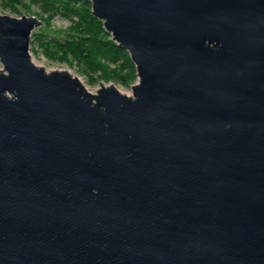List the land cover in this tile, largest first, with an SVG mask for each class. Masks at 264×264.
Returning a JSON list of instances; mask_svg holds the SVG:
<instances>
[{"label": "water", "instance_id": "95a60500", "mask_svg": "<svg viewBox=\"0 0 264 264\" xmlns=\"http://www.w3.org/2000/svg\"><path fill=\"white\" fill-rule=\"evenodd\" d=\"M91 2L133 96L0 13V264H264V0Z\"/></svg>", "mask_w": 264, "mask_h": 264}, {"label": "rangeland", "instance_id": "374dc122", "mask_svg": "<svg viewBox=\"0 0 264 264\" xmlns=\"http://www.w3.org/2000/svg\"><path fill=\"white\" fill-rule=\"evenodd\" d=\"M0 13L13 17L36 16L43 21V24L33 31V38L31 37L30 54L36 65L44 67L47 71L65 70L79 78L86 90L94 94L104 84L107 86L115 85L119 91L133 96L132 88L139 83L134 62V68H131V71L122 68L123 61L112 65L109 70L110 76L104 77L101 73L94 71V68H89V65L83 63V61L60 52V49L54 45L53 40L67 38L69 34L74 32L75 22L66 18L63 14H53L52 17H49L31 0H0ZM105 31L107 30L105 29ZM126 53L129 56L128 58H131L129 52ZM2 68L3 64L0 61V69ZM130 72L134 73L131 77L133 79L127 80Z\"/></svg>", "mask_w": 264, "mask_h": 264}, {"label": "trees", "instance_id": "16d2710c", "mask_svg": "<svg viewBox=\"0 0 264 264\" xmlns=\"http://www.w3.org/2000/svg\"><path fill=\"white\" fill-rule=\"evenodd\" d=\"M31 1L49 17L53 14H63L75 22L74 32L67 38L53 40L60 52L83 61L89 65V68H94V71L101 73L104 77L110 76L111 66L121 61H123V69L131 71V68H134L132 59L128 58L126 53L128 51L113 40L112 35L105 31L104 22L93 14L90 0ZM33 36L34 34L32 38ZM133 72H130V76H126L127 80L133 79H131Z\"/></svg>", "mask_w": 264, "mask_h": 264}]
</instances>
